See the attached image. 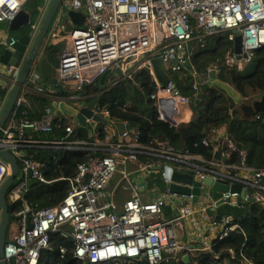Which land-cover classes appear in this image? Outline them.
<instances>
[{
    "label": "built area",
    "instance_id": "1",
    "mask_svg": "<svg viewBox=\"0 0 264 264\" xmlns=\"http://www.w3.org/2000/svg\"><path fill=\"white\" fill-rule=\"evenodd\" d=\"M26 1L0 0V24L12 22ZM63 8L86 13L84 27L71 33L55 75L70 94L66 95L69 96L67 99H77L84 87L95 84L109 72L120 70L123 80H133L138 72L147 69L156 84L151 98L156 103L159 118L173 128L182 126L180 110L191 106L192 101L178 90L172 80L167 86L158 82L153 60H162L170 78L190 65V43L231 32L229 40L234 45V30L240 31L243 54L239 58L233 48L230 49L228 67L247 68L256 53L264 48V0H64ZM15 43L16 40L12 39L6 46L9 48ZM23 64L24 60L17 66L0 63V92H6L4 96L0 95V117ZM212 71L218 74L217 67H214L205 79L193 73L195 98L201 97L202 86L208 82ZM25 88L39 96L56 97L46 86L36 63ZM21 104L20 98L16 106ZM256 117L260 119L262 115ZM28 131L51 134L54 132L52 119L35 123L11 120L2 129L0 148L10 152L20 166L17 180L9 192L10 201H24L30 180L42 185L66 180L72 188L54 208L34 209L24 203V208L15 214L17 234L8 238L5 244L8 264H39L42 253L51 249V235L57 233L74 243V258L80 264H104L116 260L159 264L169 256H176L177 252L165 255L166 251L177 249L184 256L192 250L188 243L179 241L178 232L186 225L183 221L199 212L207 215L216 206V201L212 198L211 188L203 186L198 197L201 208L195 211L192 208L195 205L193 194L172 193L171 187H184L192 192L197 179L203 181L211 177L215 182L222 181L230 186L242 185L246 190L244 202L264 203V168H250L247 152L237 148L232 138L218 136L216 132L217 141L213 149L215 156L221 152V160L215 156L206 159L189 150L176 151L167 143H158L155 147L144 145L139 132L132 130L122 134L120 141L111 138L105 142L39 140L27 135ZM73 131L71 126L66 127L67 136H71ZM207 145L204 141L203 146L207 148ZM52 148L102 155L90 156L79 163L73 178L54 180L49 166L29 154L33 149ZM233 154H237L240 160L227 162ZM119 165L125 168L140 166L144 176L161 177L165 189L153 202L146 203L140 197L141 184H138L133 198L115 205L110 200L108 188ZM167 168L192 176L193 184L175 183L166 178ZM9 176L10 166L0 156V189ZM124 180H132L131 172L126 169ZM233 198H239V194L226 193L223 196L225 201H231L230 205L237 206L238 202ZM167 209H170L171 216L166 215ZM184 209L189 211L188 214H183ZM191 224L198 226L196 221ZM221 224L224 230L218 237L220 240L237 229L226 218L221 220ZM209 257L216 259L212 255Z\"/></svg>",
    "mask_w": 264,
    "mask_h": 264
},
{
    "label": "trees",
    "instance_id": "2",
    "mask_svg": "<svg viewBox=\"0 0 264 264\" xmlns=\"http://www.w3.org/2000/svg\"><path fill=\"white\" fill-rule=\"evenodd\" d=\"M43 4L44 0H31L27 7L37 10ZM230 34L231 32L210 36L203 42L196 41L188 45V50L192 52L190 67L173 76L172 79L178 90L192 101L193 119L178 128H173L160 120L156 103L151 98L155 93L156 84L147 69L141 70L133 76L134 81L129 82V85L133 87L132 91L128 88V84L121 83L101 93V83L98 80L95 84L84 87L80 95L87 98L88 102L97 100L99 109L108 112L113 120L127 123L132 129L138 130L140 141L147 146L155 147L158 146V143H167L176 151L189 150L192 153L203 155L206 159H212L215 156L213 145L217 141L214 132L226 129L225 136L232 138L237 148L247 152V165L254 170L263 169L264 115L260 114L262 115L260 119L257 117L245 119L241 105L220 88H211L202 97H194L192 71L205 77L211 67H217L218 80L231 85L244 99V104L251 105L256 98L264 95V48L256 53L255 59L247 68L240 70L236 67H227L226 55L232 49V42L229 40ZM12 35L16 36L17 33ZM62 47V43H57L47 49V56L55 67L58 66V55ZM5 94V91L0 92L1 96ZM26 96L31 99L32 108H28L26 105L17 107L13 111L14 119L16 118L18 121L39 120L40 111H43L46 106L52 109L53 102L51 100L30 94H26ZM65 124L66 120L54 118V132L44 134L41 138H46L48 141H94V138L91 137L92 128L85 127L77 128L67 138ZM98 130L100 133L98 139L105 141L107 137L105 126L99 125ZM204 141L208 143L207 148L203 146ZM33 153L38 160L49 163L52 170H56V175L61 172V165H65L66 169L63 174L65 178L74 176L77 165L86 161L88 157L102 155L96 153L86 156V152L69 154L64 150L57 149L35 150ZM68 155H71L73 159L66 162ZM54 160H56V164H53ZM239 160V156L233 154L227 162L236 163ZM142 162L144 163L146 160ZM70 189L71 186L66 180H60L50 185L35 186L30 190L27 201L36 209L53 208L66 198ZM9 206L11 224H13L14 212L20 211L23 207L22 203H10ZM229 217L233 218V223L230 225H237L238 228L228 237L222 240L218 238L212 242L213 250L209 255L217 257L216 261L209 255H202L197 259V264H217L225 260H230L231 264H244V262L264 264V204L251 202L247 206L241 207L223 206L218 210L215 220L221 223L222 218ZM62 250H65V253ZM39 264L80 263L74 258V243L57 233L51 235V249L42 253ZM104 264L149 263L116 260ZM159 264L183 263L177 262L173 258H167Z\"/></svg>",
    "mask_w": 264,
    "mask_h": 264
},
{
    "label": "water",
    "instance_id": "3",
    "mask_svg": "<svg viewBox=\"0 0 264 264\" xmlns=\"http://www.w3.org/2000/svg\"><path fill=\"white\" fill-rule=\"evenodd\" d=\"M31 0H27L21 12L16 16V18L8 24V30L11 33H19L21 36L18 38L16 43L9 48H6L0 52V62L5 65L17 66L24 60L23 68L20 73L19 79L11 93L10 99L8 100L3 113L0 117V140L2 138L1 133L2 129L7 125L9 122L11 115L16 108L17 101L23 91V88L29 78V75L40 57V51L45 44V40L48 38L49 33L52 29L53 23L57 18L63 0H53L49 10L43 20V22L39 24V31L37 36L35 25H37V15L35 9H30L27 6L30 4ZM85 16L86 13L84 11L76 12L72 8H68L65 13H63L62 18L69 19L73 26L77 29H83L85 23ZM235 35V42H234V51L236 54L240 55L243 54V46H242V37L240 35L239 30L233 31ZM154 66V73L155 77L157 78L158 82L162 86H167L170 82V78L165 70L164 64L160 58L153 60ZM39 70L43 78L51 79L53 83V87L55 92L59 95L65 94V90L61 84L55 79V75L57 70L53 67L47 57L43 58L40 62ZM111 72L104 75L101 79L102 85L104 84L107 77L110 75ZM115 73L119 76V78L123 77V74L120 70H116ZM210 78L205 85L202 86L201 94L202 97L205 92H207L211 88H220L227 93L229 97H231L236 103L241 105V109L243 111V116L245 119H252L258 114L264 115V95L256 98L251 105L244 104V99L232 88V86L225 84L218 80V76L214 71L210 72ZM119 85L116 84V86ZM128 88L132 91V86L128 85ZM101 92H105V88L101 87ZM98 101L95 100L87 105L85 108L81 110H76L71 106L67 105L65 102H55L53 104L54 115L56 117L67 116L71 118H76L77 121L86 128H89L88 121L92 120L97 123H101L107 125L109 123V117H103L98 114L97 106ZM120 135L124 134L126 131L131 130V126L125 123H116L115 126ZM0 156L9 164L10 166V176L4 185L0 189V264H8L5 258L4 249L5 244L8 240V233L9 229L12 226L11 224V211L8 202L9 192L13 187L14 183L16 182L19 172L20 166L17 159L8 151L0 148ZM216 159L221 160V152L216 153ZM161 170V168H157ZM166 178L172 179L175 183H185L187 185L193 184L194 179L190 175H182L172 171V169L167 168L165 170ZM31 177V175H30ZM38 185L37 182L30 180L29 186L33 187ZM203 186L210 187V192L212 198L216 201V206L212 208V211L215 212L217 208L231 203L230 200L225 201L223 199L224 194H239V198H233V201H237L239 206H247L248 203L244 202L246 190L242 189V185L233 184L230 186L222 181L215 182L214 179L211 177L207 178L206 180L197 179L194 183V190L190 192L187 188H180L175 185L171 187L172 193L177 194H193V201L195 204L199 202V195L201 194ZM232 221V218H230ZM29 227L31 224L29 223ZM190 249L196 250L197 247L194 244H189ZM183 264H191V255L190 253H186L182 259L180 260Z\"/></svg>",
    "mask_w": 264,
    "mask_h": 264
},
{
    "label": "crops",
    "instance_id": "4",
    "mask_svg": "<svg viewBox=\"0 0 264 264\" xmlns=\"http://www.w3.org/2000/svg\"><path fill=\"white\" fill-rule=\"evenodd\" d=\"M52 1L53 0H44V4L41 5V6H39L37 8V10H36V11H39V13L37 15V21H36L37 22L36 23L37 25H35V27L37 29L35 37L37 36L38 31H39V24H40V22L41 23L43 22V20H44L47 12L49 10V7H50ZM33 6L34 5H32V8H34ZM60 6H61L60 12H59L57 18L55 19V21L53 23L52 29H51V31L49 33V36L45 40V44H44V46L42 47V49L40 51V54H39L40 57H39L38 61L36 62V66H37V69H38L39 73H40L39 66H40L41 60L43 58H45V57L48 58V56H47V49L49 47L57 44V43H62V46L63 47H62V49H61V51L59 52V55H58V66L55 67L52 64V62L49 60L50 63L53 65V67L56 70H58L59 64H60V56H61V53H62L63 49L66 47L67 42L69 40V37H70L71 33L74 30L77 29L75 26H73V24L71 23V21L69 19L62 18L63 13H65L67 11V9L63 8V3ZM6 24H7V26H5ZM8 24H9L8 22L1 23L0 24V52L2 50H4V49L7 48L6 44L10 40L13 39V40H16L17 41L18 38L21 36L19 33H17L16 36L12 35L13 33L9 32V30H8ZM232 48H233V51H234V45L233 44H232ZM227 55H226V66H227ZM188 67H190V65H187L186 66V70L188 69ZM213 68L214 67L209 68L208 71L211 70V69H213ZM190 69L192 71V68H190ZM208 71H207V73H208ZM193 73H196V72H193L192 71V76H193ZM40 75H41V73H40ZM175 75H177V74H174V75L170 76V80L173 81L172 78ZM198 76H201V75H198ZM216 76H218V75H216ZM41 77L44 80V82L46 83V86L47 87H50L53 90V92H54V94H55L56 97H51V98L50 97H43V96H39V95H37L35 93H32L31 91H27V89L25 88V86H26V84L28 82V80H27V82H26V84H25V86L23 88V91H22V93H21V95L19 97V99L20 98L22 99V104L20 106H16V108L17 107L19 108L22 105H26V107L32 108V101H31L30 98H27V96H26V94H30L31 96L36 95L39 98L51 100V102H53L52 103V109L50 107L46 106L43 109V111H40L39 112V114H40V119L39 120L38 119H35V120L34 119H32V120L31 119H25V120L33 121L35 123V122H40V121H43V120H46V119H52V124H53V119L54 118H61L63 120H66V124H65L66 127H68V126L70 127L71 126V128H74V131L77 128L83 127L77 121L76 118H71V117H67V116L56 117L54 115L53 104H55V102H58V103L59 102H65L67 105L71 106L72 108H74L76 110H81V109H83V107L85 108L91 102H88L87 101V98H85V97H83L81 95H78V98L77 99H74V100L67 99L70 95L69 96H66L69 93L65 89H64L65 90V94H61V95L59 94L58 95L55 92V90H54L53 83H52L51 79H45V78H43L42 75H41ZM201 77H203V76H201ZM206 77L207 76L203 77L202 79H205ZM193 78H194V76H193ZM101 79H99L100 83H101ZM153 80H154V78H153ZM133 81H134V78H133V80H123V78H119V76L115 72H111L110 75L105 80L104 84L102 85V83H101V87L103 86L105 88V92H106L107 90H109V89H111L113 87H116V84H118V83L119 84L126 83V84L129 85V82H133ZM101 87H100V91H101ZM101 93H103V92H101ZM71 95H75V94H71ZM96 112L98 114H100L101 116H103V117H109V123L107 125H104V124H101V123L94 122L92 120L88 121L89 128H92L91 137H93L95 141H99V142H105L106 140L109 141V139H111V138L116 139L117 141H120L121 135L119 134L117 128L114 127V126H115L116 123H124V122H118V121L113 120V118L110 116V114L108 112L102 111L101 109H99L98 106H97V111ZM12 116H13V113L11 115V118H10L9 122L11 120L15 121L16 123L21 122V121H18L16 118L14 119V116L13 117ZM33 118H34V116H33ZM179 118H180V124L181 125L182 124H187L190 121H192V119H193V112H192L191 106L182 107L181 110H180ZM125 124H127V123H125ZM99 125H104L105 126V132L107 134V137H106V140L105 141H101V140H99L96 137L97 134L100 135L99 130H98V126ZM89 128H87V129H89ZM131 130L132 131H135V132H139L136 129H132L131 128ZM216 134L218 136H222L223 137L224 135H226V129L219 130V131L216 132ZM27 135L32 136V137H35V138H37L39 140H46V138L45 139H42L41 138V136H43L44 134H38L36 132L28 131L27 132ZM66 137L68 138L69 136H66ZM76 141H80V140H76ZM35 150H46V149H33V150H30L29 151V154H31L34 157H36V155L33 153ZM65 152H68V151H65ZM68 153L70 154V153H73V152H68ZM86 153H87L86 156H90V154H96L94 152H86ZM67 157H68V159H66V162L67 161L69 162L71 159H73V157H71V155H68ZM39 161L42 162L43 164H45L46 166H49V163H47L46 161H42V160H39ZM53 164H56V160L53 161ZM138 168H140V167L138 166ZM60 169H61V172L59 171L60 173L56 175V170L55 169L52 170V167L49 166V170L51 172L50 174H51V178L52 179L56 180V179H60V178H65L64 175H63L64 172H65V169H66L65 168V165H61V168ZM125 169L128 172H131V178H132V180H130L129 182H126L124 180V175H123V179L120 180V181H118L113 186V188L111 190L108 188L110 200L115 205H118L120 203H123L126 200H129V199L133 198L134 191H136V186H138V184H141V187L139 189L140 197L146 203L153 202L155 200V198L157 196L159 197V195L161 194V192L165 189V182H164V180L161 177H159V176L158 177H155L154 175H150L148 177L147 176H144L143 175L144 172H142L141 168L140 169H134L132 166H129V167L125 168ZM138 171H140V172H138ZM76 173H77V167H76V172H75L74 176L76 175ZM74 176H72L70 178H73ZM69 184L71 186V183L70 182H69ZM39 185H42V184H38L36 186H39ZM33 187H35V186H33ZM33 187H29V192L26 194L24 201H19V202H16V203H22V207L23 208H24V203H26L28 206L32 207L28 203V201H27V196H28V194L30 193V190ZM71 188H72V186H71ZM122 189L125 190V191L131 190L133 192V195H131L129 198H125L123 196L124 192H122ZM8 202H10L11 204H15V203H12L10 201L9 197H8ZM200 202H198V204H195L192 207L193 210L200 211V208H201L200 207V204H199ZM249 203H251V202H249ZM262 204H264V203H262ZM228 205L231 206V207L233 206V205H230V204H226V205H223V206H228ZM57 206H55V207H57ZM223 206H221V207H223ZM237 206H239V205H237ZM221 207L217 208V210L215 212H213L212 209H211L208 212L207 215L204 214V213H202V212H199L193 218H189L188 220L185 219L183 221V223H185L186 225H185V227H184L183 230H179V232H178L179 241L181 243H183V244L184 243L194 244L197 247L196 250H193V251L190 252V255H191V264H192L193 261L194 262L195 261L197 262V259L200 256H202V255H209L212 252V250H213L212 242L215 241L216 239H218L219 235L223 232L224 228H223L222 224L221 223L219 224V223L215 222V220H214V218L216 217V214H217L218 210ZM239 207H241V206H239ZM32 208H34V207H32ZM34 209H36V208H34ZM17 212L18 211H15L14 214H13L14 215V222L12 224V229L13 228L14 229L11 230L10 235H9L8 238H10L12 236L14 237L17 234V227H16V222H15V214ZM166 214H167V216H171L172 215V213L170 212V209H167L166 210ZM230 218H232V217H229V218H226V219H229V221L231 223H233V218H232V221L230 220ZM192 221H196L198 223V226H194L193 224H191ZM233 226H237V225H233ZM237 228H238V226H237ZM179 255H183V253L180 252ZM215 258L217 259V257H215ZM216 259L214 261H216ZM217 264H231V262H230V260H225V261H223L221 263H217Z\"/></svg>",
    "mask_w": 264,
    "mask_h": 264
},
{
    "label": "rangeland",
    "instance_id": "5",
    "mask_svg": "<svg viewBox=\"0 0 264 264\" xmlns=\"http://www.w3.org/2000/svg\"><path fill=\"white\" fill-rule=\"evenodd\" d=\"M5 26H7V24H6ZM132 167H133L134 169H140V168H138V167L135 166V165L132 166ZM139 167H140V166H139ZM70 172H71V171H70ZM124 172H125V168H124V166H123V165H119V166H118V169H117L115 175H113L114 177H113V179H112V181H111V183H110V186H109V189H110V190L113 188V186H114L118 181H120V180L123 179ZM125 186H126V185H125ZM122 192H124L123 196H124L125 198H129L131 195H133V192H132L131 190L125 191V190L122 189ZM13 229H14V228H13ZM13 229H12V226H11L10 229H9L8 236L10 235V232H11V230H13ZM175 255H176V256L173 255V257H172V256H169L168 258L172 257V258L175 259L177 262H180V261H179V257H180V256H183V255H179V252H177Z\"/></svg>",
    "mask_w": 264,
    "mask_h": 264
},
{
    "label": "bare ground",
    "instance_id": "6",
    "mask_svg": "<svg viewBox=\"0 0 264 264\" xmlns=\"http://www.w3.org/2000/svg\"><path fill=\"white\" fill-rule=\"evenodd\" d=\"M182 212H183V214H188L189 211H187V210L184 209V210H182ZM176 252H178V249L176 251H173V252L166 251L165 252V255L173 254V253H176Z\"/></svg>",
    "mask_w": 264,
    "mask_h": 264
}]
</instances>
